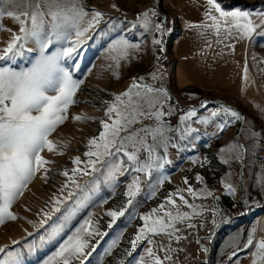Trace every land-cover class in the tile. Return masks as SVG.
<instances>
[{
  "label": "rangeland",
  "instance_id": "1",
  "mask_svg": "<svg viewBox=\"0 0 264 264\" xmlns=\"http://www.w3.org/2000/svg\"><path fill=\"white\" fill-rule=\"evenodd\" d=\"M216 1L224 9L238 7L254 10L262 5V0ZM32 2L34 6L35 0ZM75 2L88 12L82 27L87 26L93 11L101 12L103 17L99 24H95L80 37L85 42L78 48L79 56L76 57V62L80 68L74 71L73 78L82 79L84 82L75 94L74 99L77 103L71 104L68 108L67 119L49 137L56 142L57 150L49 152L45 149L41 153L45 159L51 161L45 166L50 171L47 176L43 169L36 173L23 194L11 206L10 210L16 219L6 220L0 224V248L4 249L0 252V260L6 261V264H43V261L85 220H90L91 227L88 225L85 227L93 234L91 236L85 234V238L90 241L85 252H91V256L87 260L80 257L79 260H73L72 264H80V260H84V264H140L141 259L144 260V264H151V258L145 251L147 248H152L163 264H195L205 256L199 244V237L210 232L217 222L214 196L220 194L223 197L226 195L231 197L233 207L238 212L241 192L244 193L246 217L235 222L224 218L221 227L227 222H231L233 226L241 223L239 229L242 237L239 241L242 246L243 242L247 244L250 235L254 238L253 245L241 250L246 252L253 246L252 256L257 251L255 243L264 239V94L257 82L254 80L255 85L248 83L244 94L239 98L226 96L218 98L215 94L189 86L178 79L174 58L175 43L183 27L182 17L187 18L186 12H189V8L174 11L171 0H75ZM152 4L169 17L167 26L169 37L165 42L163 32L157 31L154 27L156 24H162V16L158 13L152 16ZM192 5L198 9L196 12L199 15L194 14L198 19H209L206 13L216 15L206 0H192ZM9 10L23 11V0L18 9ZM44 10L47 13V9ZM145 12L149 13L151 20L147 32L142 25V14ZM46 19L50 20V17L46 16ZM19 27V23L12 17L0 16V54L13 33L19 34ZM261 32L264 30L256 34L251 46L253 63L255 62L253 55L262 53L259 34ZM121 36L132 44H139L140 47L129 49L128 58H120L117 63L113 57H117L118 52L108 50V46ZM69 39H76L75 34L73 33ZM154 40H159L160 43L154 44ZM61 46L60 42H54L45 50L46 54H51ZM27 49L32 51L28 52ZM38 55L39 46L33 40H29L25 44L23 57H17L11 66L17 70L30 67ZM165 55L167 59L161 61ZM9 63L0 61V66H8ZM66 66L73 67V62L68 61ZM253 71L250 66L248 75L252 74L255 77ZM146 72L148 74L143 79L153 87L139 81V77ZM133 83L138 85L132 89L133 93L137 90L143 92L149 87L160 89L155 87L166 86L176 98L178 106H187L182 108L185 109L184 113L195 110L197 115L187 121H182L180 116L177 122L172 124L170 118L174 116L178 106H175L170 95L167 97L161 95L163 111L167 113L171 110V115L165 114L162 117L167 147L165 148L164 141L158 140L151 153L153 158L151 161L148 150L142 149L139 153L140 162H150L152 167L146 171H137L140 165L128 161L121 153L105 157L104 162L96 164L98 170L92 171L87 163L89 157L85 155L89 151L88 142L93 137H98L103 130L101 120L110 122L105 115L106 108L115 103V97L129 90ZM260 83L264 90L263 79H260ZM203 99H214L234 106L240 111L237 112L240 117L241 114L245 115L240 138V142L245 146V153L239 147L229 150L232 145L240 146L236 135L240 130L241 119L227 118L223 131L217 127L219 123L224 122L223 113L221 117L211 118L208 123H201V118L210 117L213 111L223 108L207 101H204L199 109L190 108L191 105L197 106ZM77 115L95 119L76 120L74 117ZM112 115L114 118L115 114ZM157 124L154 118H140L128 131L146 126L154 128ZM188 125L197 129V132L188 133L186 139H181ZM147 142L149 145L153 144L150 135ZM128 150L132 151V148L129 147ZM61 152L63 154H60ZM75 157L80 158L79 165L73 162ZM244 161L245 189L242 190L240 170ZM160 164L163 167H159ZM117 167L119 171H116ZM74 168L84 169L85 172L77 171L73 175L71 170ZM66 170L68 176L63 175ZM113 172L114 180L110 178ZM69 177L76 183H72ZM135 181H138V191L133 188L135 194L129 197L126 195L129 185H133ZM228 185H231L234 191H230ZM190 188L192 192L189 191ZM181 196L184 200L180 199ZM169 197L175 204L170 203ZM185 200L187 204L184 203ZM121 208L124 214L115 220L107 214ZM154 209L156 211H153ZM166 212H171L173 216L177 213L187 215L183 219L173 221V227L166 233L155 235L147 233V237L154 243L150 245L145 239L133 250L131 241L146 223L143 217H149L148 224L159 217H163L167 223ZM97 232L100 235H97ZM220 234L216 242L224 241L223 233ZM114 240L115 246L106 251ZM241 250L235 255L240 254ZM219 252L221 254L212 264H226L235 256H228L220 249ZM165 255L171 259H164ZM243 255L244 260L248 253ZM221 257L223 258L220 259ZM254 258L251 257L252 263Z\"/></svg>",
  "mask_w": 264,
  "mask_h": 264
},
{
  "label": "snow or ice",
  "instance_id": "2",
  "mask_svg": "<svg viewBox=\"0 0 264 264\" xmlns=\"http://www.w3.org/2000/svg\"><path fill=\"white\" fill-rule=\"evenodd\" d=\"M20 3L21 0H0V16L12 17L20 25L19 34L13 33L11 40L0 54V61L10 62L8 66H0V224L5 223L6 220L16 219L15 214L10 210L11 206L23 194L24 189L27 188L36 173L43 169L45 176H47L50 171L45 166L51 161L45 159L41 153L45 149L49 152L57 150L56 142L49 137L67 119L68 108L71 104L77 103L74 97L79 86L84 82L82 79L73 78L74 71L80 68L79 63L76 62V57L79 56L78 48L85 42L80 37L84 36L95 24H99L103 17L101 12L93 11L87 26L82 27L88 12L79 6L75 0H35L34 6L32 0H23V11L9 10V8L18 9ZM208 4L223 18L225 31L229 36L232 35L233 29L237 30L241 37H248L255 33L258 27L264 28V13L256 14L261 19V23L256 24L252 19L253 14L249 11H243L239 8L225 11L216 0H208ZM151 14L152 16L157 15L154 10ZM46 16L50 17V20L46 19ZM206 16L213 21L212 26L215 27L217 35H219L221 25L218 18L210 15V13H206ZM150 24L149 13H143L142 25L145 32L149 30ZM154 27L157 31H164L162 24H156ZM73 33L76 39L70 40L69 38ZM259 34L264 36V32ZM29 40H33L39 46V55L30 67H22L17 70L11 64L16 62L17 57H23L25 44ZM54 42H60L62 46L51 54H46L45 50ZM153 43L159 44L160 41L154 40ZM63 45L71 46L65 47ZM139 47V44H132L121 36L109 44L108 50L118 52L119 55L113 58L119 63L120 58H128L129 49H139ZM27 51L31 52L32 49H27ZM68 61L73 62V67L66 66ZM245 71L247 70L245 69ZM137 87L138 85L133 83L129 90L115 97V103L106 108L105 115L110 122L100 121L103 130L98 137H93L88 142L89 151L85 153L89 157L87 163L92 171L98 170L96 164L104 162L105 157H113L121 153L127 157L128 161L140 165L136 169L137 171H146L152 167V163H141L140 151L142 149L148 150L151 161L153 159L151 153L154 151L158 140L164 141L165 148L167 147L162 117L165 114L171 115V110L167 113L163 111L160 96L167 97L168 93L164 89L150 87L143 92L137 90L133 93L132 89ZM50 92L55 94L50 95ZM122 97L126 99H122ZM157 105L160 106L157 107ZM113 113L115 114L114 118ZM221 113H223L224 122L217 125L221 131L226 127L227 118L241 119L235 110L223 107L213 111L210 117L201 118L200 122L208 123L211 118L221 117ZM196 115L195 110H190L181 117V120L187 121ZM140 118H154L158 124L154 128L146 126L129 132L130 126L137 123ZM74 119L95 118L77 115ZM194 132H197V129L188 125L184 130L185 135H182L181 139H186L188 133ZM122 133L125 134L122 135ZM149 135L153 140L152 145L147 142ZM176 146L173 145V147ZM129 147L132 148V151L128 150ZM237 147L242 148L243 146L232 145L229 150ZM73 162L79 165L81 160L79 157H75ZM158 166L163 167L162 164ZM71 171L73 175L77 171L85 172L84 169L79 168H74ZM116 171H119L118 167ZM63 175L68 176V171L66 170ZM110 178L115 179V172L110 174ZM197 178L200 179V177ZM69 179L71 180V177ZM71 182L76 183L75 180H71ZM227 187L230 191H234L231 185ZM133 188L138 191V181L129 185V191L126 195L134 196ZM189 191L192 192L193 190L190 188ZM193 194L195 193L193 192ZM180 199L184 200L183 196ZM169 201L175 204L171 197H169ZM184 203L187 204V201L185 200ZM161 207L163 206L161 205ZM107 214L115 220L124 212L121 208L118 211H109ZM186 215L187 213H177L176 216H173L171 212H166L167 223L163 217H159L152 220L151 224L147 223L149 217H143L146 223L131 241L132 249L135 250L138 243L145 239H147L148 244H153V240L147 237V233L154 235L166 233L169 228L173 227V221L183 219ZM85 225L90 228V220H85L72 235L59 245L55 252L43 261V264H72L73 260H79L80 257L87 260L91 256V252H85L90 243L85 238V234L91 236L93 232ZM96 234L100 235L98 232ZM168 234L171 235V233ZM115 244L116 241L114 240L106 251H110ZM253 244L254 238L250 235L245 247ZM255 247L257 251L253 253L255 257L253 264H257L258 260H264V239L256 242ZM3 251L4 249L0 248V252ZM145 251L147 256L151 258V264H163L161 258L152 248H147ZM164 259H171V257L165 255ZM84 260H80V264H84ZM0 264H6V261L0 260ZM140 264H144L143 259H141Z\"/></svg>",
  "mask_w": 264,
  "mask_h": 264
},
{
  "label": "crops",
  "instance_id": "3",
  "mask_svg": "<svg viewBox=\"0 0 264 264\" xmlns=\"http://www.w3.org/2000/svg\"><path fill=\"white\" fill-rule=\"evenodd\" d=\"M206 1L208 2V0ZM171 3L174 11L189 8V12H186L187 18L182 17L183 27L180 37L175 43L176 56L174 54V58L178 79L186 82L189 86L212 95L215 94L218 98L224 96L239 98L244 94L247 84L252 85L255 80L264 94L263 86L260 83V79H263L264 82V36L262 35L260 36L262 53L253 55L255 62L251 61V46L256 39V34L264 28L258 27L257 31L248 37H241L237 30L233 29L232 35L229 36L225 31L223 18L213 8L221 25L219 35H217L211 19H198L194 16V14H199L196 12L198 9L192 5V0H171ZM261 4L254 10L239 9L251 12L253 22L259 24L261 19L256 14L264 13V0ZM221 8L225 11H232L238 7L224 9L221 6ZM250 66L254 69L255 77L252 74L248 75ZM186 114L187 112L180 116ZM240 233V229L230 233L222 242L220 251L233 257V252L236 253L238 250L246 248V243L243 242L242 246L239 241L242 237ZM252 249L253 246L245 252L248 255L244 260L245 255L240 254L235 259L231 258L226 264H253ZM257 264H264V260H258Z\"/></svg>",
  "mask_w": 264,
  "mask_h": 264
},
{
  "label": "flooded vegetation",
  "instance_id": "4",
  "mask_svg": "<svg viewBox=\"0 0 264 264\" xmlns=\"http://www.w3.org/2000/svg\"><path fill=\"white\" fill-rule=\"evenodd\" d=\"M244 189H245V184H244ZM216 195L220 196V198L217 199L218 207L217 208L215 207L217 212V222L212 226L210 232L201 235L199 237V239L201 238V243L199 242V244L201 245V248L204 250L205 253V256L198 260L199 264H212V262L215 261V258H217L219 254H221L219 252V249L222 244V241L220 240L216 242L218 240V237L221 235L220 233H223V239H225L230 233L237 231L241 227L239 226L241 225V223H238L235 226H233L231 222H235L237 220L243 219L246 217L247 214L246 210L244 209V203H243L245 199L244 193L241 192V194H239L238 212H236L233 207L231 197L227 195L223 197L220 194H216ZM224 218H228L231 222H227L223 224V226L221 227ZM218 222L220 224L215 229V233L211 237L212 229ZM247 233L248 231H246L245 235H247ZM214 244H216V246H214ZM240 254L243 255L245 254V252L241 250ZM240 254H236L233 258L234 259L237 258L238 256H240ZM222 258L223 257H221L220 259Z\"/></svg>",
  "mask_w": 264,
  "mask_h": 264
},
{
  "label": "water",
  "instance_id": "5",
  "mask_svg": "<svg viewBox=\"0 0 264 264\" xmlns=\"http://www.w3.org/2000/svg\"><path fill=\"white\" fill-rule=\"evenodd\" d=\"M151 10H152V11L154 10L156 13H158V14H160V15L162 16V25L164 26V31H163V41L165 42L166 39H167V34H168V33H167V19H168V16H167L165 13H163L161 10H158V9L154 8V4L151 5ZM165 45H166V44H165ZM166 59H167V56L165 55L164 58H163L161 61H164V60H166ZM153 67H154V66H153ZM153 67H152V68H153ZM152 68H151L149 71H151ZM147 74H148V72H146V73H144L143 75H141V76L139 77V81L142 82L143 84L147 85V86H152V85H150L148 82H146V81L143 79V77L146 76ZM152 87H153V86H152ZM155 88H160V89H164V90H166V92L168 93V95H170V97H172L175 106H178L176 98H175L174 95L171 93V90H170L168 87L163 86V85H160V86H157V87H155ZM204 101H207V102L212 103V104L219 105V106H221V107H229V108H233L236 112H239V113H240V111H238L234 106L227 105V104H225V103L219 102V101L214 100V99H203V100H201V101L199 102V104H198L197 106L191 105L190 108H193V109H199V108L202 106V104H203ZM178 107H180V108H186L187 106H178ZM244 122H245V115L241 114L240 130H239L238 134L236 135V138H237V140H238L240 146H241V145L243 146V147H242V150H243V152L245 153V151H246V150H245V146L240 142V138H241V133H242V129H243ZM245 165H246V163H245V161H244V163L242 164L241 170H240V179H241V187H242V190L244 189V183H245V182H244V173H245V172H244V168H245ZM218 198H220L219 195H216V196L214 197V206H215L216 208L218 207V204H217V199H218ZM219 224H220V223L218 222V223L213 227L211 237H212V235L215 233V229L219 226ZM199 242L201 243V238L199 239ZM195 264H199V261H197Z\"/></svg>",
  "mask_w": 264,
  "mask_h": 264
},
{
  "label": "trees",
  "instance_id": "6",
  "mask_svg": "<svg viewBox=\"0 0 264 264\" xmlns=\"http://www.w3.org/2000/svg\"><path fill=\"white\" fill-rule=\"evenodd\" d=\"M168 22H169V17H168V21H167V26H168ZM167 37H169V32L167 34ZM185 112V109L176 107V113L174 114V116H172L170 118V121L172 124H175L177 122V119L180 117V115H182ZM169 119V118H167Z\"/></svg>",
  "mask_w": 264,
  "mask_h": 264
}]
</instances>
